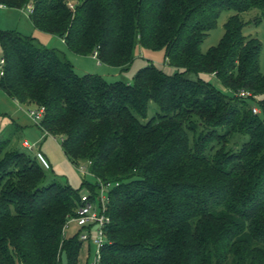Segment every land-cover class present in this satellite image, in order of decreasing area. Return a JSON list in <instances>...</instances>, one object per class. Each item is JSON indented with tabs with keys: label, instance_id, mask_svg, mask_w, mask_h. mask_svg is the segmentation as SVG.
Returning a JSON list of instances; mask_svg holds the SVG:
<instances>
[{
	"label": "trees",
	"instance_id": "trees-1",
	"mask_svg": "<svg viewBox=\"0 0 264 264\" xmlns=\"http://www.w3.org/2000/svg\"><path fill=\"white\" fill-rule=\"evenodd\" d=\"M28 3L35 28L100 65L127 68L139 45L162 48L176 69L147 62L131 81L107 80L77 72L34 36L0 30V89L44 105L41 126L57 133L71 162L118 182L99 264H264V98L263 117L250 104L264 92V71L260 42L244 34L240 16L257 9L255 21L264 19V0H0ZM224 10L232 13L223 34L202 51ZM189 72L214 74L232 94ZM152 102L159 110L148 117ZM9 141L0 138V264H62L63 256L78 264L84 241L64 228L80 190L45 180L51 166Z\"/></svg>",
	"mask_w": 264,
	"mask_h": 264
},
{
	"label": "rangeland",
	"instance_id": "rangeland-1",
	"mask_svg": "<svg viewBox=\"0 0 264 264\" xmlns=\"http://www.w3.org/2000/svg\"><path fill=\"white\" fill-rule=\"evenodd\" d=\"M77 0H69L73 3ZM73 8V4H69ZM231 10H224L220 13L216 24L208 31L200 48L206 51L210 46L218 43L224 31V22L231 14ZM241 18L246 21L243 27V32L247 36H256L261 45L259 67L264 71V19L255 21L258 18L259 12L257 9H251L240 13ZM0 30H13L25 35H31L37 38L42 44L49 48L60 49L65 52L66 57L72 62L77 72H94L103 75L107 80H127L131 81L135 72L147 62H153L158 67L162 68L166 73L176 71L175 67L169 64L164 57L162 48L149 49L145 47H136L135 56L129 66L125 69L119 67L102 64L91 54H78L70 50L64 41L57 35L35 28L29 17L27 6L7 7L0 5ZM2 57V49L0 46V58ZM203 79L211 81L220 91L226 94H232L231 90L222 83L219 78L212 73L199 72L197 74ZM195 73H187V77L196 78ZM264 98V92L257 94L256 97L250 100L251 105H256L259 109L258 114L263 117L257 103ZM36 106V104L30 105ZM27 104H19L11 98L5 91L0 89V138L10 137L8 148H21L20 142L27 139L35 142L32 150L25 149L29 155H34L37 149H40L48 158L50 168L46 169V179L56 178L61 182H67L73 188L79 189L80 193H88L89 188L86 184H82L83 180L94 183L96 178L89 172L88 164L84 163L83 169L72 163L69 157L65 154L61 146L60 138L57 133H53L46 129L48 133L43 135L42 128L31 120L26 110ZM159 108L155 103H151L148 110V117L155 115ZM78 226L75 223H70L64 228L66 236L73 234ZM94 253V245L83 242L80 247L78 264H90ZM62 264H66L65 256L62 258Z\"/></svg>",
	"mask_w": 264,
	"mask_h": 264
},
{
	"label": "built area",
	"instance_id": "built-area-1",
	"mask_svg": "<svg viewBox=\"0 0 264 264\" xmlns=\"http://www.w3.org/2000/svg\"><path fill=\"white\" fill-rule=\"evenodd\" d=\"M32 9V4L28 3V13H30ZM3 62L4 59L1 57L0 76L3 73ZM235 93L241 97H249L254 95L250 90L245 88H240L235 91ZM251 109L254 113L259 111L256 105H252ZM26 110L31 120H33L35 124L42 127L41 121L45 112L44 105L29 106L26 107ZM42 130L43 135L48 134V131H46L43 127ZM21 144L23 148L32 150L35 142L23 139ZM34 156L44 168L50 167L48 158L40 149L35 151ZM76 165H78L80 169H83L84 162H79ZM117 184L118 182L115 181H105L100 178H96L94 182V188L90 189L88 193H83L80 195L78 204L74 209V214L68 218L65 224V227H67L70 223L77 224L79 239L87 242L88 244L92 243L94 245L93 257L90 261L91 264H99L101 250L107 241L106 226L111 220L110 214L108 212L109 190Z\"/></svg>",
	"mask_w": 264,
	"mask_h": 264
},
{
	"label": "crops",
	"instance_id": "crops-1",
	"mask_svg": "<svg viewBox=\"0 0 264 264\" xmlns=\"http://www.w3.org/2000/svg\"><path fill=\"white\" fill-rule=\"evenodd\" d=\"M15 100V99H14ZM16 101V100H15ZM16 102H18V101H16ZM19 103V102H18ZM20 104V103H19ZM40 140V137H38V139L36 140V141H39ZM35 141V142H36ZM21 142H22V140H21ZM21 142H20V146L22 147V144H21ZM23 148V147H22Z\"/></svg>",
	"mask_w": 264,
	"mask_h": 264
}]
</instances>
